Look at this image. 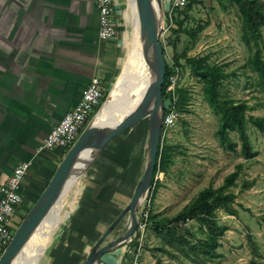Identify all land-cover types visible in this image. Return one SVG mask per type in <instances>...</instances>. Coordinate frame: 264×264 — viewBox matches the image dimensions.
Listing matches in <instances>:
<instances>
[{"label": "rangeland", "instance_id": "rangeland-1", "mask_svg": "<svg viewBox=\"0 0 264 264\" xmlns=\"http://www.w3.org/2000/svg\"><path fill=\"white\" fill-rule=\"evenodd\" d=\"M123 1L127 4L124 6L122 15L127 27L124 62L112 88L105 92L101 106L93 110L88 124L108 98L121 87L119 85L121 77L131 67L136 73L128 77L131 85L123 90L122 95L132 94L137 98L138 95L143 94L147 84L148 76H144L146 80L141 81L145 87L137 88L139 82L136 81L140 77L141 68L133 57L136 41V8L132 10L126 0ZM197 1L198 4L193 7L187 27L197 28L199 25L206 24L207 28L199 35L193 47L190 39L183 35L184 39L179 44L177 53L171 45H167V42L170 40L173 42L174 39L172 37L167 39V35L162 38L163 41L164 39L167 41L165 42L167 61L170 65H174L175 57L182 56L185 51H188L189 56L210 55L212 63L224 64L227 71L236 73V77L226 81L223 93L235 100L248 102L254 108L253 111L248 112L249 116L264 117V90L258 87V77L248 65L251 53L241 39L242 18L238 8L227 0L223 3L220 0ZM261 1L264 2V0ZM223 4L227 6V10L224 9ZM180 64L185 66V61L180 60ZM173 76L177 80V88H186L191 100L187 106L188 112L180 111V117L175 126L164 136L165 142L177 146L174 162L167 173L157 175L160 187L153 200L151 192L148 193L140 206L138 217L140 219L144 213L149 215L151 211L167 218L176 216L194 200L201 190L209 186L221 187L226 177L241 165L242 170L237 186L232 188L237 195L233 204L237 214L232 215L223 209L217 210L219 225L226 226L228 230L220 238L221 245L217 249L220 257L213 260L203 258L195 260L193 257H185L176 248L164 246L163 240L150 229L148 224L138 227L139 233L133 237L134 241L137 239L139 246L130 242L125 245V249L128 251L133 245L140 249L138 253L141 255L142 264H156V257L150 250L163 246L172 254L156 252L161 264H264V135L253 126L249 127L252 147L257 154L251 160L245 159L241 154V143L236 133H232L231 138L238 144L237 150L234 152L224 150L216 134L219 127L218 117L205 99L203 84L191 75L190 69L186 66L179 69V73ZM101 86L104 89L102 83ZM128 108L125 107L120 112ZM82 132L83 130L78 134V138ZM148 142L149 119H146L121 134L109 145L61 204L59 213L50 219V224L48 223L50 232L47 235L43 232V236L47 239L43 246L45 252L39 258L38 264L50 263L53 261L52 257H55L54 254L65 250L66 238L71 236L73 228L74 230L77 228L71 224L74 218L75 220L86 219L85 224L89 225L87 230L93 229L95 233L93 237L90 235L92 240L108 230L113 224L112 221L119 217L130 203L142 178ZM245 181H255V184L250 189L241 190ZM83 212L86 214L80 215ZM22 221L16 224L17 229ZM129 224L130 215L128 214L108 236L105 244L122 236ZM199 228L198 222L191 221L181 225L179 234L186 235L188 229L196 236V239H204L205 236ZM186 236L196 243L194 238ZM185 248L188 250V247ZM123 251L118 250V255ZM123 264H131V262L128 260Z\"/></svg>", "mask_w": 264, "mask_h": 264}, {"label": "crops", "instance_id": "crops-1", "mask_svg": "<svg viewBox=\"0 0 264 264\" xmlns=\"http://www.w3.org/2000/svg\"><path fill=\"white\" fill-rule=\"evenodd\" d=\"M113 1L118 33L103 40L96 0H0V196L15 168L23 162L31 164L16 224L37 202L65 157L62 149L41 150L47 136L76 108L94 78L108 92L120 72L127 4ZM162 2L166 8L170 0ZM126 3L134 10V0ZM85 221L71 220L77 228L66 236L65 250L54 254L48 264H85L91 245L102 236L92 240L95 233L87 230ZM125 245L99 264L128 261L135 249L127 251ZM120 249L124 253L118 255Z\"/></svg>", "mask_w": 264, "mask_h": 264}, {"label": "trees", "instance_id": "trees-1", "mask_svg": "<svg viewBox=\"0 0 264 264\" xmlns=\"http://www.w3.org/2000/svg\"><path fill=\"white\" fill-rule=\"evenodd\" d=\"M220 1L223 3L224 0ZM227 2L235 5L241 15V39L251 53L248 65L251 71L258 77V87L264 90V2L261 0H227ZM195 4H198L197 0H189L187 7L183 11L178 12L175 26L167 35V39L172 37L174 41L171 42L170 40L167 42L166 39L164 41L161 39L165 49V57L167 55V45H171L177 53L179 44L183 40V35H186L193 47L196 45L199 35L206 30V24L199 25L197 28L187 27ZM223 7L225 10L228 9L224 4ZM165 42H167V45H165ZM180 60L185 61V66L190 69L191 75L203 84L205 99L213 109L214 114L218 117L219 127L216 134L223 149L232 152L237 150L238 144L233 142L231 138V134L236 133L241 143V154L247 160L255 158L257 154L252 147L249 127L253 126L260 134L264 135V117L249 116L248 112L253 111L254 108L248 102L235 100L223 93L226 81L232 77H236V73L234 71H227L224 64L212 63L210 55L189 56L188 51H185L182 56L177 55L175 57L174 65H170L166 59L167 72L163 85L165 104L167 105L168 101L173 97V93L168 91L174 78L173 75L179 73V69L185 67L180 64ZM176 94L178 95L176 110L178 112H188L187 106L191 100L189 91L186 88L178 87ZM165 112L167 115V109ZM172 128L169 130H172ZM163 139L162 136L154 180L150 191L152 200L160 187L157 175L169 171L177 150V146L171 145ZM241 170L242 166L239 165L237 170L226 177L221 187L214 188L213 186H209L201 190L188 206L172 218L163 217L151 211L147 217V224L150 226V229L163 240L164 246L176 248L185 257H193L195 260H201L202 258L213 260L220 257L217 252V249L221 245L220 238L226 234L228 229L226 226L219 225L216 212L219 209H223L232 215L237 214L233 209L237 195L233 192L232 188L237 186ZM254 184L255 181H245L241 186V190L250 189ZM144 221H146V218L143 214L140 216L139 222ZM191 221H196L200 224L199 231L205 236L204 239H196V236L191 234L190 230L187 229L186 235L194 238L196 243L189 240L188 236L179 234L181 225H186ZM138 231L139 229H137L136 233H139ZM132 243L139 246L137 239L133 240ZM164 246L150 250L156 257V264L162 263L156 252L172 254ZM185 247H188V250ZM134 248L137 251V247L134 246Z\"/></svg>", "mask_w": 264, "mask_h": 264}, {"label": "water", "instance_id": "water-1", "mask_svg": "<svg viewBox=\"0 0 264 264\" xmlns=\"http://www.w3.org/2000/svg\"><path fill=\"white\" fill-rule=\"evenodd\" d=\"M140 22L142 54L151 72V81L136 108L113 125L95 124L104 104L65 155L55 175L37 202L29 210L3 255L0 264H13L33 235L59 202L66 187L77 172L83 177L109 145L121 134L149 119V142L145 169L133 197L120 216L93 246L85 264H99L112 251L132 241L139 225L140 206L150 193L157 165L161 133L165 118L163 85L167 72L164 45L161 42L163 24L162 0H135ZM130 224L119 238L105 244L108 236L127 215Z\"/></svg>", "mask_w": 264, "mask_h": 264}, {"label": "built area", "instance_id": "built-area-1", "mask_svg": "<svg viewBox=\"0 0 264 264\" xmlns=\"http://www.w3.org/2000/svg\"><path fill=\"white\" fill-rule=\"evenodd\" d=\"M189 0H170L168 6L164 8L163 24L161 30V39L175 26V21L179 11H183ZM96 5L99 11V36L103 40H108L116 37L118 33L116 11L113 0H96ZM177 80L172 79V84L168 91L173 93V97L165 104V118L161 138L168 133L180 117L176 110V102L178 95L176 94ZM105 97V90L101 86L98 78H94L89 86L84 90L82 98L76 108L66 114L64 118L54 127L44 141L41 150H67L72 147L78 139V134L86 128L89 118L96 107H100ZM31 164L23 162L19 164L7 183L1 189L0 196V258L4 251L12 241L16 232V218L21 212L24 205V197L22 194L23 181L30 170ZM146 221L139 222L138 227L147 226L148 213H144ZM140 221V219H139ZM136 237V233L134 235ZM140 241V239H139ZM141 247V245H140ZM136 249V248H135ZM137 249L131 257V264H142L139 252Z\"/></svg>", "mask_w": 264, "mask_h": 264}, {"label": "bare ground", "instance_id": "bare-ground-1", "mask_svg": "<svg viewBox=\"0 0 264 264\" xmlns=\"http://www.w3.org/2000/svg\"><path fill=\"white\" fill-rule=\"evenodd\" d=\"M135 8H136V33H135V49L133 52V57L135 59V62L138 64V66L141 68V74L139 79L136 82H139L137 85V88L143 89L145 85L141 81L144 76H148L147 84L144 89V92L146 91V88L151 81V72L144 60L143 54H142V42L140 39V22L138 18V12H137V6L136 1L134 0ZM137 58V59H136ZM134 68L131 67L129 70L125 72V74L122 76L119 85L121 87L116 90L107 100L106 104L98 114V116L95 119V124L98 125H113L117 122H120V120L127 114L133 111L138 103L140 102L144 92L142 95L132 96V94H127L125 96L122 95L123 90H126L129 84L128 77L136 73V71L133 70ZM118 85V86H119ZM139 86V87H138ZM122 95V96H121ZM129 107L124 112H120L123 110V108ZM80 173L77 172L76 175L73 176L71 181L69 182L68 186L66 187L63 196L59 200V202L53 207L52 211L48 215V217L45 219V221L42 223L40 228L36 231V233L31 238L30 242L26 245V247L23 249L21 254L17 257V259L14 261L13 264H38V260L40 257L43 256L45 252V248L43 247L47 241V239L43 236V232L45 235H47L49 231V224L50 219L53 215H57L60 211L61 204L65 201L66 198L70 195L74 187L78 184V182L81 180ZM49 223V224H48Z\"/></svg>", "mask_w": 264, "mask_h": 264}, {"label": "flooded vegetation", "instance_id": "flooded-vegetation-1", "mask_svg": "<svg viewBox=\"0 0 264 264\" xmlns=\"http://www.w3.org/2000/svg\"><path fill=\"white\" fill-rule=\"evenodd\" d=\"M119 216H120V215H119ZM125 217H126V216H125ZM125 217H124V218H125ZM117 218H118V217H117ZM117 218H116V219H117ZM124 218H123V220H124ZM116 219H115V220H116ZM115 220H114V221H115ZM123 220H122V221H123ZM114 221H113V222H114ZM122 221H121V222H122ZM113 222H112V223H113ZM121 222H120V223H121ZM120 223H119V224H120ZM119 224L116 226V228L119 226ZM111 225H112V224H111ZM116 228H115V229H116ZM115 229H114V230H115ZM114 230H113V231H114ZM136 231H137V230H136ZM134 235H135V234H134ZM102 236H103V235H102ZM102 236H101V237H102ZM132 239H133V238H132ZM98 241H99V240H98ZM109 243H110V242H109ZM106 244H108V243H106Z\"/></svg>", "mask_w": 264, "mask_h": 264}]
</instances>
